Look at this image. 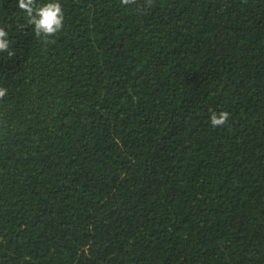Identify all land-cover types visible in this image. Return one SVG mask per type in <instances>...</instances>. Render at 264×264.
<instances>
[{"label": "trees", "instance_id": "obj_1", "mask_svg": "<svg viewBox=\"0 0 264 264\" xmlns=\"http://www.w3.org/2000/svg\"><path fill=\"white\" fill-rule=\"evenodd\" d=\"M59 2L0 0V264H264V0Z\"/></svg>", "mask_w": 264, "mask_h": 264}, {"label": "clouds", "instance_id": "obj_2", "mask_svg": "<svg viewBox=\"0 0 264 264\" xmlns=\"http://www.w3.org/2000/svg\"><path fill=\"white\" fill-rule=\"evenodd\" d=\"M121 5L129 6L137 4V0H120ZM152 0H145V6H150ZM18 8L24 14L27 24L32 25L36 37H41L48 42L49 37L55 36L64 28L65 13L59 0H47L44 3H37V0H18ZM8 22H0V53L7 52L8 56L14 55L10 51V41L8 39ZM8 94L6 87L0 86V100ZM210 123L213 127H223L227 124L229 113L227 111L210 113Z\"/></svg>", "mask_w": 264, "mask_h": 264}]
</instances>
